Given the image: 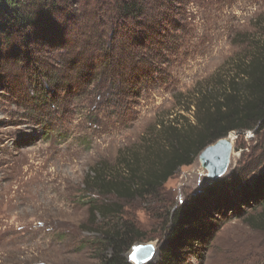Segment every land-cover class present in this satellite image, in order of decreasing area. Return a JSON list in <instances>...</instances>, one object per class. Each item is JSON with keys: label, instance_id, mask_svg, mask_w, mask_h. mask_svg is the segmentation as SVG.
<instances>
[{"label": "rangeland", "instance_id": "374dc122", "mask_svg": "<svg viewBox=\"0 0 264 264\" xmlns=\"http://www.w3.org/2000/svg\"><path fill=\"white\" fill-rule=\"evenodd\" d=\"M122 1L66 0V11L52 21L56 34L47 35L48 29L29 46V64L0 62V264H100V230L112 223L134 226L122 253L127 261L134 264L130 250L143 244L153 247L148 262L157 263L171 214L221 195L219 206L210 208L209 237L179 252L178 264H264V231L236 213L237 207L252 211L239 197L264 170V129L227 135L233 138L229 164L213 181L199 154L145 199L100 196L87 180L92 168L117 169L156 120L177 117L178 92L191 91L239 53L251 40L246 34L261 33L264 0H140L143 15L126 20L135 35L129 45L119 41ZM102 37L107 48L116 41V49L138 62L124 63L120 73L101 71L95 48ZM141 58L153 77L130 93L124 80L133 67L137 76ZM35 64L56 80L39 78ZM236 172L235 184L216 197L209 193ZM115 203L118 216L90 212L91 204Z\"/></svg>", "mask_w": 264, "mask_h": 264}, {"label": "trees", "instance_id": "16d2710c", "mask_svg": "<svg viewBox=\"0 0 264 264\" xmlns=\"http://www.w3.org/2000/svg\"><path fill=\"white\" fill-rule=\"evenodd\" d=\"M65 1L0 0V62L5 59L29 64V46L40 42L41 36L46 35L48 29L47 35L56 34L57 30L51 29L52 21L66 11ZM116 13L123 19L119 23L123 29L119 34V41L129 45L132 43L129 38L132 35L134 39L135 35L126 20L142 16L143 4L140 0H123L118 4ZM246 36L251 40L239 53L229 57L219 69L195 85L191 91L175 95V109L179 113L177 117L164 116L163 119L156 120L153 130L145 134L140 145L135 149L130 148L118 159L117 169L109 172L105 166L92 168L87 174V180L92 183L91 191L100 196L111 195L122 201L154 196L178 168L192 164L207 145L231 132H256L264 129V27L261 33H248ZM107 45L103 37L100 43L96 41L95 53L101 71L120 73L124 63H133L138 59L121 47L116 49V41L108 48ZM113 53L117 58L114 59ZM141 59L143 66L138 68L137 76L134 75L137 71L133 67L134 73H130L124 80L130 93H136L141 85H145L146 80L153 77V68L145 59ZM34 71L41 79L46 76L49 81L56 80L43 65L37 68L35 64ZM84 76L90 77L91 74ZM185 113L189 115L186 116ZM239 176L240 173L237 176L236 172V178L227 176L217 180L209 193L216 197L220 188L235 184ZM222 197L223 195L217 200L215 198L216 201H210L213 202L212 205L203 198L197 206L175 210L165 229L166 244L159 262L144 264H178L179 252L191 249L197 241L205 242L214 226L208 220L210 208H217ZM239 201L250 204L252 211L245 213L237 207V215L243 216V221L252 228L264 231V170L253 180L249 189L244 188ZM90 212L104 217H114L120 213L116 203L108 207L91 204ZM100 234V243L105 249L100 252V264H131L122 253L130 247L128 242L133 240L132 224L124 223L120 227L114 223L107 224V228L100 230ZM108 249L110 254L107 253Z\"/></svg>", "mask_w": 264, "mask_h": 264}, {"label": "water", "instance_id": "95a60500", "mask_svg": "<svg viewBox=\"0 0 264 264\" xmlns=\"http://www.w3.org/2000/svg\"><path fill=\"white\" fill-rule=\"evenodd\" d=\"M232 150V143L228 136L219 138L212 144L207 145L198 155L201 166L206 169L207 177L213 181L221 177L227 170ZM151 245L138 244L131 248L130 261L134 264L148 262L152 253ZM140 257V258H139Z\"/></svg>", "mask_w": 264, "mask_h": 264}, {"label": "bare ground", "instance_id": "6f19581e", "mask_svg": "<svg viewBox=\"0 0 264 264\" xmlns=\"http://www.w3.org/2000/svg\"><path fill=\"white\" fill-rule=\"evenodd\" d=\"M233 138L232 137H230V140H232ZM152 254V253H151ZM140 258V257H139ZM150 259V258H149Z\"/></svg>", "mask_w": 264, "mask_h": 264}]
</instances>
